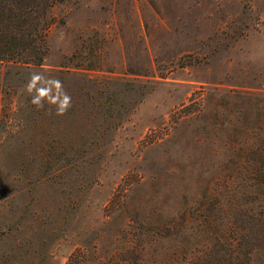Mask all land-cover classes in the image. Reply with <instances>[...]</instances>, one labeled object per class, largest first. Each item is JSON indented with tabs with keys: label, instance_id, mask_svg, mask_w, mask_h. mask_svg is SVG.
<instances>
[{
	"label": "rangeland",
	"instance_id": "1",
	"mask_svg": "<svg viewBox=\"0 0 264 264\" xmlns=\"http://www.w3.org/2000/svg\"><path fill=\"white\" fill-rule=\"evenodd\" d=\"M52 17L42 69L82 76L57 117L20 94L33 71L1 69L0 264L104 258L131 220L171 221L228 180L218 199L239 209L248 170L226 142L264 149V0H67Z\"/></svg>",
	"mask_w": 264,
	"mask_h": 264
},
{
	"label": "trees",
	"instance_id": "2",
	"mask_svg": "<svg viewBox=\"0 0 264 264\" xmlns=\"http://www.w3.org/2000/svg\"><path fill=\"white\" fill-rule=\"evenodd\" d=\"M66 1L0 0V73L7 66L22 75L42 69L50 50L48 30L54 21L53 9ZM71 60L49 71L50 75L59 74L62 81L81 77ZM248 136H244L245 144H249ZM226 144L237 150L242 163L237 166L248 170L241 173L244 199L238 202L239 209L226 214L218 199L227 190L236 191L228 180L221 188L213 187L203 197L207 201L187 206L171 221L155 219L153 224L148 216L131 220L125 248L104 258L90 257L85 249H77L67 264H264V193L253 197L264 184V149L239 150L234 137H228Z\"/></svg>",
	"mask_w": 264,
	"mask_h": 264
},
{
	"label": "clouds",
	"instance_id": "3",
	"mask_svg": "<svg viewBox=\"0 0 264 264\" xmlns=\"http://www.w3.org/2000/svg\"><path fill=\"white\" fill-rule=\"evenodd\" d=\"M20 94L30 98V104L37 110H46L48 115L63 117L72 107L70 94L63 81L46 74V70L33 71Z\"/></svg>",
	"mask_w": 264,
	"mask_h": 264
}]
</instances>
